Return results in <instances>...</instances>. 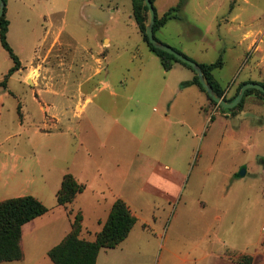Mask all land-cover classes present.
<instances>
[{
    "label": "rangeland",
    "instance_id": "obj_1",
    "mask_svg": "<svg viewBox=\"0 0 264 264\" xmlns=\"http://www.w3.org/2000/svg\"><path fill=\"white\" fill-rule=\"evenodd\" d=\"M4 2L7 40L20 68L0 84V196L12 197L20 188L34 192L43 177L51 188L46 204L54 205V181L66 167L80 168L85 147L98 152L96 166L105 169L112 160L117 162L121 179L137 150L135 168L142 169L136 186L131 180V188L114 190L135 192L129 204L138 220L113 255L101 254L99 264H245L246 257L250 264H264V103H248L232 118L201 111L202 117H210L202 119L197 136L188 134L186 125L151 123L155 132L142 144L100 116V147L87 120L92 112L97 118L96 105L128 128H133L131 119L139 132L143 123L138 112L148 114L154 106L163 112L171 101L197 106L205 94L185 88L188 85L180 87L185 88L182 94L164 88L170 74L165 76L157 55L143 41L131 0ZM178 2L179 18L169 19L155 32L159 41L197 62H214L221 55L223 64L215 74L224 87L263 78L264 66L250 57L242 39L264 41V0H153V5L160 16ZM12 65L0 44V82ZM95 68L101 72L87 79ZM187 69L170 73L188 76ZM99 80L108 88L99 90ZM87 98L82 113L73 114L74 104ZM186 111L179 116L196 128L199 114ZM51 117L58 118L53 130L36 132L39 126H52ZM143 153L151 160L141 157ZM156 162L158 171L179 175L176 193L167 196L138 187ZM243 167L245 173L238 176ZM86 198L79 195L66 207L71 208L70 220L82 210L81 235L92 239L100 228L97 217H102V225L106 214L92 197ZM36 257V264H52L42 251Z\"/></svg>",
    "mask_w": 264,
    "mask_h": 264
},
{
    "label": "crops",
    "instance_id": "obj_2",
    "mask_svg": "<svg viewBox=\"0 0 264 264\" xmlns=\"http://www.w3.org/2000/svg\"><path fill=\"white\" fill-rule=\"evenodd\" d=\"M155 10L157 12L156 7H155ZM166 10H164V11H166ZM242 40L247 42L246 49L251 51L250 57H252V55H254V58H255V60H257L258 64H261L264 66V47L258 44L260 42L264 43L263 39H242ZM183 54H185V53H183ZM187 57L190 58L189 56H187ZM158 59H159V57H158ZM159 61H160V59H159ZM195 62H197V61H195ZM197 63H206V62L200 61ZM176 68H187V67L178 63V62H174L170 69H168V70L163 69V72H165V76H166V74H170L169 80L172 81V82L169 81V84L167 83L166 85H164V88H165V86L170 87L172 89V92L174 91L175 94H182V92L185 88H187V89L188 88H196V89H194V90H196V92L202 93V91L199 89V87L197 85L190 83V81L193 78L192 70H190L189 68L187 69V70H190V75H188V76H183V74L179 75L177 72L170 73L173 70H175ZM100 69L101 68H95V70H93L94 72L92 74H90L87 79L94 77L93 75L99 74L101 72ZM217 69H219V68H217ZM217 69H214L212 71L213 77L216 81L217 86L220 89H223V94L225 97L232 96L235 93L238 86L240 84L242 85L245 82L251 81V82H257L260 84L264 82V76H263V78H261V80H254L252 78H247V79L239 81L237 83L227 84V86L224 87L223 85L220 84L218 78L216 77L215 71ZM182 70L183 69H180V72H182ZM98 83H99L98 84L99 90L100 89L104 90V89L108 88V83L106 81L99 80ZM184 85H188V86L181 89L180 87H182ZM190 90H193V89H190ZM203 94H205V93L203 92ZM88 99L89 98H87L86 101L83 102L82 104H80L79 102H76L73 106V114L74 113H78V114L82 113L83 107H85V104L88 101ZM258 101L264 103L263 97H260V95H258L255 92H251L244 97V102H243L242 106L239 109H237L234 113L230 112V111L221 110L216 105H212L210 103L209 99L207 98L206 94H205V99L203 101L199 102V104L197 106H195V105L191 106L190 103H187L186 101H183V100L177 101V102L176 101L166 102L165 108H164L165 111H163V112L159 111L158 110L159 108H157L155 106L150 109V112L148 114H146V112H144V113L138 112V117L140 119H142V123H143L139 132H136V130H135L136 127L133 124H131V123H133L131 119L129 120V122H131L130 125H132L133 128H131V127L128 128L127 126L121 124L119 118H112L108 113L105 112V110H103V108L100 105H96V107H97L96 114L98 115L97 118L95 117V113L92 112L87 117V120H88V125H89L90 129L94 130V132H96L98 134L97 139H98V145L100 147H102L103 144H102V141H100L101 140V137H100L101 134L98 131L97 126L100 124V122H103V121L99 120V122H97V120L103 116H104V120L105 119H106V121L108 120L107 123H109L111 120H113L111 123L121 126L122 130L125 131V133L127 134V136L130 139H132L134 141L137 140L139 142V144H142L144 141H146L148 135H151L152 133L155 132V130H152L150 127L151 123L156 122V125H159L160 123L165 122L164 124H167L168 126H170L169 124L181 125V128H184V125H186L187 126V130H186L187 133L188 134L191 133L192 136H197L198 134L195 133V131H198L199 126H200V122L202 121V119H204V121L206 122L207 119L210 117L207 115L202 117L201 111H203L205 113H207L209 111V113L212 114L213 116L215 114L220 113V114L224 115L226 118L227 117L232 118L233 116L239 115V113L242 112L243 109L245 108L246 104L251 103V102H258ZM42 108L44 109L43 106H42ZM75 108H79V111L78 112L75 111L74 110ZM189 108L192 109L193 114H199L197 117L198 125L196 128L194 127V123L188 121L186 117L179 116V115H186V112H187L186 109H189ZM100 112H103V114H100ZM132 117H136V115L135 114L131 115V118ZM57 120H58V118L51 117L50 121L52 122V126L47 125V124H45L47 126H43V127L39 126L36 128V132H44V134H47V131L49 132V131L53 130L52 127L57 124ZM111 127L113 128V126H110V128ZM69 129H73V127L69 126ZM139 134H140V136H139ZM81 144L83 145L84 142H81ZM84 152L85 153L83 155V161H81L80 168L71 169L69 167H66L65 169H63L60 172L59 179L54 181V184L56 183V185L59 188L63 174L70 173L79 184L83 185L82 191L79 192L78 194H76V196L74 197L72 202L74 200H76L77 198H79V195L82 196V200L87 199L86 197L90 196V198L92 197L91 198L92 203L96 207L103 208V210L106 214V217H107L112 203L117 198H120L125 202V204L128 206V208L130 209V211L132 212V214L136 218L133 226L131 227L128 235L126 236V238L124 240H122L115 247L101 248L99 250L97 257H96V262H95V264H99L101 254L104 253V255H106V256L113 255L115 250H117L116 248L119 247L128 238V236L131 234V231L134 228L136 221L138 220L137 214L133 211V209L131 208V205L129 204L131 202V199H133V195L135 194V192L130 190L128 194H126V193L123 194L119 191H115L114 187L127 185V188H131V180H132V185L135 187L136 186L135 185L136 178H137L136 174H137L138 170L142 169V166L141 167L139 166V168H135L136 158H137L138 152H137V150H134V154H133L134 157L126 165V170H127L126 173L127 174L121 179V176L119 175L120 169H118L119 164L117 162L112 160V162H111L112 165L110 167L105 168L107 171H111L108 173L102 166H99V165L96 166L95 165L96 159H97V161L99 160V158H97L99 155L98 152L94 153L93 150H91L89 146L85 147ZM106 154L111 155V153H109V152H107ZM141 157H144V158L147 157V160H151V158L149 157V154H146V153L141 154ZM85 164H86V167H84ZM156 166H157V162L153 166L151 165V169L152 168L153 169L151 170L150 174L146 178L145 177L143 178V176H142L141 182L138 185V187L141 188V190H151L152 192L153 191L155 192L156 191L155 189H158L157 192H161V193H163V195H167V196H170V193L171 194L176 193V191H178L180 189V186H181V180L179 178V175H177L176 173L175 174L163 173L162 170L158 171ZM1 171H3V170L0 169V172ZM131 172H133L132 175L130 174ZM114 182H116V184H114ZM5 184H6V182H5ZM36 186L37 187L34 188V192H30V193L23 192L24 191L23 188H20V190H18L19 192L14 194L12 197L26 195L25 193L30 194V195L34 196L35 198H37L39 201H41L44 205H46L48 210L45 213L33 218L32 220H30V221H28L22 225V227H21V245H22V250H23V257L19 260L0 262V264H5V263H9V262L11 263L14 261H23V262H27L29 264H36V260H37L36 255L38 253H41V251H42L48 257V255H47L48 250L52 246L56 245L62 239V237L70 230L72 220L68 219V216H70V213L68 212V210L71 208L60 205L57 202L54 205L47 206L46 200L51 199L49 197V195L51 194V191H50V193L47 192V189L50 187H49L48 180H45V178L43 179V177L42 178L40 177V181ZM57 189L56 190L52 189L53 195L55 197V201H56ZM2 191H3V189L0 188V193ZM85 192H89L88 194H90V195H83V194H86ZM6 198H10V197L0 196V200L6 199ZM90 198H89V200H90ZM103 202H104V204H103ZM78 211H80V213H81V229H82L83 213H82V210H78ZM97 219H98V225L100 226V228H98V230H94L93 238L92 239L84 238V236L81 235L82 230L80 231V238L85 239V240H89V241L94 239L95 234L101 229V227L103 225V224L102 225L99 224L100 222H102V220H101L102 217L98 216ZM61 220H63V222ZM103 223H104V221H103ZM45 244H46V246L43 249H41V247H43ZM120 250H122V248H120ZM48 259H49V257H48ZM51 263H52V261H51Z\"/></svg>",
    "mask_w": 264,
    "mask_h": 264
},
{
    "label": "trees",
    "instance_id": "obj_3",
    "mask_svg": "<svg viewBox=\"0 0 264 264\" xmlns=\"http://www.w3.org/2000/svg\"><path fill=\"white\" fill-rule=\"evenodd\" d=\"M150 1L153 4V0ZM131 4L132 14L138 30L142 33V39L148 48L159 57L162 68L164 70H168L172 67L174 62H178L186 66L193 72V78L190 83L197 85L199 89L206 94L196 73L190 65L180 61L170 53L155 48L148 41L145 34V27L149 20V14L148 7L146 6L144 0H131ZM181 6L182 3L178 2L176 5L169 7L160 16H158L153 5L155 10L153 33L155 38V32L169 19L179 18L176 11H178ZM8 25L9 20L6 17L4 8V13L0 17V44L12 59L13 65L8 69L5 77L0 82L1 85H5L7 77L20 68V61L7 40ZM198 64L203 71L205 79L212 85L213 89L219 95H222L224 100L232 101L239 91L241 84L232 96L225 97L223 89H220L217 86L212 73L214 69L222 66L223 61L221 55H219L214 62ZM261 85L264 86V82L261 83ZM251 92L261 94L264 99V93L262 91L255 88H248L245 90L244 95L238 104L232 108H225L218 105L207 94L206 96L211 104L216 105L221 110L234 113L242 106L244 97ZM82 189V184H79L70 173H65L63 174L60 186L56 191V202L60 205L66 206V204L72 202L76 194L81 192ZM47 210L48 208L41 201L30 194L0 200V262L19 260L23 257L21 245L22 225L45 213ZM135 220V216L132 214L125 202L122 199L117 198L112 203L101 229L95 234L94 239L89 241L79 237L81 229V213L80 211H77L72 217L70 230L56 245L52 246L48 250L47 255L53 264H95L99 250L101 248H111L118 245L126 238ZM245 264H250V257H246Z\"/></svg>",
    "mask_w": 264,
    "mask_h": 264
},
{
    "label": "water",
    "instance_id": "obj_4",
    "mask_svg": "<svg viewBox=\"0 0 264 264\" xmlns=\"http://www.w3.org/2000/svg\"><path fill=\"white\" fill-rule=\"evenodd\" d=\"M146 6L148 7V12H149V20L148 23L146 24L145 27V34L147 36L148 41L155 47L158 48L160 50H163L167 53L172 54L174 57H176L177 59H179L180 61L188 64L191 66V68L193 69V71L196 73L198 80L201 84V86L203 87V89L205 90L206 94L213 100L215 101L218 105L225 107V108H232L234 107L236 104L239 103V101L242 99L244 92L246 89L248 88H255L258 89L260 91H262L264 93V86L261 85L260 83L257 82H245L241 85L239 91L237 92V94L235 95L234 99L232 101H226L223 99L222 95H219L212 87V85L205 79L203 71L201 69V67L199 66V64L195 61H193L192 59L188 58L187 56L183 55L182 53H180L179 51H177L176 49L172 48L171 46L157 40L154 37V33H153V24H154V18H155V10L153 7V4L150 0H144ZM4 8H5V2L4 0H0V17L3 15L4 13ZM245 173L244 167L242 169H240V171L238 172V176H242Z\"/></svg>",
    "mask_w": 264,
    "mask_h": 264
}]
</instances>
